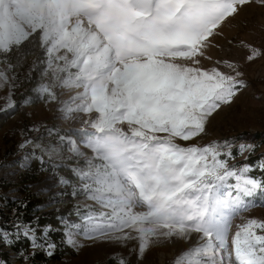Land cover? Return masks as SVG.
I'll return each instance as SVG.
<instances>
[{
    "label": "snow or ice",
    "instance_id": "snow-or-ice-1",
    "mask_svg": "<svg viewBox=\"0 0 264 264\" xmlns=\"http://www.w3.org/2000/svg\"><path fill=\"white\" fill-rule=\"evenodd\" d=\"M253 6L264 9V0H0V92L7 90L0 112L14 110L16 90L35 81L37 99L54 106L57 121L82 125V144L58 124H33L25 131L43 129L49 142L26 136L20 145L40 151L44 171H55L65 148L77 161L78 182L67 194L83 197L74 205L80 222L58 218L64 243L102 241L142 264L153 248L195 235L197 244L174 264H264V219H244L232 231L264 191V176L251 175L264 174V156L237 166L233 149L247 161L255 145L187 143L207 135L249 87L244 68L262 54L240 33L252 31L243 11ZM234 50L245 51L244 66ZM37 227H0V245L29 241L32 251L18 252L25 264L37 251L53 256L48 232L61 229L48 225L38 237Z\"/></svg>",
    "mask_w": 264,
    "mask_h": 264
},
{
    "label": "rangeland",
    "instance_id": "rangeland-1",
    "mask_svg": "<svg viewBox=\"0 0 264 264\" xmlns=\"http://www.w3.org/2000/svg\"><path fill=\"white\" fill-rule=\"evenodd\" d=\"M261 13H264V9H260L255 6L246 8L243 11V16L253 22V28L252 31L241 32L240 36L242 39L253 43L260 49L262 54L261 57L254 63L247 65L244 68V79L249 82V87L242 91L234 104L230 107L224 108V110L212 120V123L208 127L207 135L203 136L199 140L187 143L206 144L212 139H229L238 146L240 143L251 144L248 140L243 139L242 135H258L261 138V141H258L259 144L255 145V150L257 148L255 155L258 156V158L264 156V31H261V27L264 25V16H262ZM233 57L242 66L245 65V51L234 50ZM6 95L7 90L0 92V97ZM5 103V100L0 99V108H2ZM53 108V105H46L42 100L38 99V103L35 105H32L29 101L24 105V107H20L17 110L14 109L6 112H0L2 126L0 127V168L11 164V162L17 163L22 160L23 157H32V154H30L27 150V148L31 145H25L24 147H20V145L24 143L26 128L31 127L33 124H46L48 127H51L53 124H58L60 131L64 132L63 134H70L73 140H75L78 144H82L84 136L81 131L82 125L80 120L77 119L71 124H61L56 120V117L53 114ZM89 131H91V129H89ZM28 134H31L33 137L41 136L44 140L45 135L47 136L43 129L40 133L29 132ZM177 143L185 144L186 146V142L178 140ZM30 148H32V146ZM84 151L88 152L87 149H84ZM88 155H91V153L88 152ZM245 155L248 156L247 153ZM64 156L65 158L62 161L56 163L57 166L55 171L60 167H66L73 173V169L77 167L76 159L69 158L70 154L67 152V148L64 149ZM37 159L40 163L41 159L39 157H37ZM69 160H72V163H68L67 161ZM244 160L245 157L240 156L239 159H235V161L230 163H235L239 166L238 162H243ZM30 163L31 162H29L25 169L30 167ZM80 166L83 167L82 159L80 160ZM25 169L20 170L10 182L6 179L3 180V178H0V182L15 185L13 189L3 196L8 195L7 197H10L13 200H17L21 197L17 183L19 182V176L23 174ZM55 175L56 173L46 172L40 177V181L38 182L40 183L45 180V178L49 177L54 185L53 192H50L47 195H40L34 191L35 185L31 188L33 194H36L44 200V205L40 208L41 212L58 209L62 203L69 202L67 198L62 195V190L68 184L62 185L59 183V179L54 180L53 177ZM74 176L77 177L75 174ZM233 182L234 181H230V183ZM56 198H59L61 202H54ZM250 199L252 204L255 206H250L247 211L241 212L233 220V232L235 231V225L243 222L244 219H264V192H257ZM72 200H74V203L76 204L78 201H82L83 197L74 198ZM1 202L3 203V201ZM76 239L81 245L80 247L74 248L67 244L75 250L74 256H67L60 262H52L48 264H117L119 257L126 259L129 264H137V256L135 254L130 255L127 248L115 247L102 241L93 242L85 240L82 236H77ZM196 244L197 237L194 235L192 239L186 243L178 242L175 245L153 248L147 253L142 264H174L175 259L182 252L195 246ZM117 254H119L117 259H113V256ZM10 263L25 264V262L20 263L14 254H10Z\"/></svg>",
    "mask_w": 264,
    "mask_h": 264
},
{
    "label": "trees",
    "instance_id": "trees-1",
    "mask_svg": "<svg viewBox=\"0 0 264 264\" xmlns=\"http://www.w3.org/2000/svg\"><path fill=\"white\" fill-rule=\"evenodd\" d=\"M29 62H31V58H29ZM28 69L25 67L23 71L21 72V80H23L24 75L27 73ZM37 75V79H38ZM34 84L35 81L32 84L24 83L22 87L16 90L14 95V100L16 101V108L15 110L19 109L20 107H24L25 100H28L32 103V105H35L38 103V99L36 96V92L34 90ZM3 117V116H1ZM4 118V117H3ZM0 127L1 126V120H0ZM27 129V128H26ZM29 132H25L24 137H28L29 139H35L37 136L33 137L31 134H28ZM61 135L64 133L63 131H60ZM43 134V133H42ZM243 139L248 140V142H251L253 145H258L261 141V138L258 135H242ZM241 137V138H242ZM53 140L56 139L55 136L52 137ZM25 140V138H24ZM45 143L49 142V137L45 135V140L43 139ZM27 146V145H26ZM29 146V145H28ZM27 148L28 152L32 154L28 160L30 163V167L24 170L23 174L19 176V182L17 183V187L19 188L20 198L17 200H13L10 197L3 196L4 194H7L11 189L15 187L14 184L0 182V197H7L3 203L0 201V227L8 230H12V225L19 222L23 223H31L33 227H37V236L42 237L47 230V226L51 225L53 228L61 229L60 231H53L48 232V236L56 242L57 248L53 254V256L49 257L47 256L43 251H37L34 257H30V259L26 262L27 264H48L52 262H60L64 257L67 256H74L75 250L68 246L66 243H64V237H63V226L60 224L58 218H62L68 223H79L78 216L75 212L74 208V199L67 193H71L75 186L77 185L78 178L74 176L72 171H70L66 167H60L56 171H44L41 168V162L39 163L37 157H41V153L36 148ZM256 150L248 156L247 161L238 162V165L247 162L249 164H254L259 158L256 156ZM233 154L236 156V159H239L240 155L237 154L236 150L233 149ZM38 155V156H37ZM28 162V164H29ZM57 161L56 163H58ZM68 163H72V160L67 161ZM27 164V165H28ZM50 167L49 162L47 161V158H45L43 163V168L48 169ZM56 173V175L53 177L54 180H60L61 178L68 181V185L64 187L62 190V195L67 198L69 202L62 203L58 209H51L45 212H41L40 208L44 205V200L37 196L36 194H33L31 188L36 185L40 181V177L44 173ZM256 178H261L264 176V174L260 173L258 170L253 171L251 173ZM258 192H264V191H258ZM79 198V197H75ZM21 202H23L22 206ZM56 203H60L61 201L59 198H56ZM2 203V204H1ZM83 213V210H82ZM81 213V214H82ZM38 218V219H37ZM20 250H24L25 254H28L32 251V249L29 246V241L26 239H22L19 241H16L13 245H0V260H3L6 262V264L10 263V254H14L18 261L24 262L19 256L18 252Z\"/></svg>",
    "mask_w": 264,
    "mask_h": 264
},
{
    "label": "bare ground",
    "instance_id": "bare-ground-1",
    "mask_svg": "<svg viewBox=\"0 0 264 264\" xmlns=\"http://www.w3.org/2000/svg\"><path fill=\"white\" fill-rule=\"evenodd\" d=\"M29 160L26 157H23L22 160H20L19 162H11V164H8L7 166H3L2 168H0V178H3L8 180L9 182L12 181V178L15 177V175L20 171L25 169L26 167H19L20 163H26L28 164ZM14 173V174H12ZM54 185L51 181V179L45 178V180H43L40 183H37L34 186V191L36 193H39L40 195H47L50 192H53Z\"/></svg>",
    "mask_w": 264,
    "mask_h": 264
},
{
    "label": "built area",
    "instance_id": "built-area-1",
    "mask_svg": "<svg viewBox=\"0 0 264 264\" xmlns=\"http://www.w3.org/2000/svg\"><path fill=\"white\" fill-rule=\"evenodd\" d=\"M26 158L28 159L29 157L27 156Z\"/></svg>",
    "mask_w": 264,
    "mask_h": 264
}]
</instances>
